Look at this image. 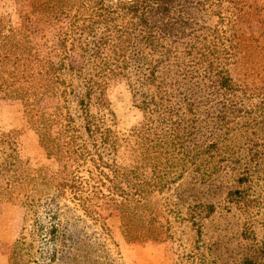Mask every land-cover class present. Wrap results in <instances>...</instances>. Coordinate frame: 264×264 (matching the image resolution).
I'll return each instance as SVG.
<instances>
[{
    "label": "trees",
    "instance_id": "1",
    "mask_svg": "<svg viewBox=\"0 0 264 264\" xmlns=\"http://www.w3.org/2000/svg\"><path fill=\"white\" fill-rule=\"evenodd\" d=\"M252 6L255 10L254 0H29L36 24L66 21L83 27L77 34L81 63L74 66L44 61L35 32L12 28L0 17V104L21 106L45 159L55 164L52 170L32 169L18 155L17 133H0V206L26 211L38 236L51 245L49 253L40 250L24 259L18 256V241L11 264L13 258L14 264L55 261L58 218L66 200L84 215L92 208L113 211L127 243L145 242L146 231L163 235L148 241L163 242L169 227L156 220L151 196L188 169L207 179L245 155L248 164L236 182L250 186L229 190V201L243 204L253 193L251 186L264 188V181L258 184L264 175V82L251 89L241 81L252 50H261L239 30ZM209 18L213 23H207ZM84 30L89 32L83 36ZM64 67L79 80L74 87L61 78ZM118 81L132 92L152 88L134 105L142 120L131 129L133 144L145 138L149 157L131 166L108 157L116 152L117 137L105 122L113 117L105 91ZM197 93L217 99L211 127L216 133L207 143L194 140L200 131ZM205 208L207 214L212 211Z\"/></svg>",
    "mask_w": 264,
    "mask_h": 264
},
{
    "label": "rangeland",
    "instance_id": "2",
    "mask_svg": "<svg viewBox=\"0 0 264 264\" xmlns=\"http://www.w3.org/2000/svg\"><path fill=\"white\" fill-rule=\"evenodd\" d=\"M254 4L256 9L252 10V6L251 15L244 16L239 25L243 38L254 39L261 46V50H252L251 63L247 66L249 70L241 79L251 89L254 85L264 84H259L264 82V60L260 62L264 59V0H254ZM0 17H4L12 28L34 31L44 61L65 66L81 63L77 34L83 27H70L66 21L36 24L29 0H0ZM213 21L209 18L207 23ZM86 30L83 36L89 32ZM244 51L249 50L246 47ZM60 74L69 88L79 82L66 67ZM62 90L59 87L57 92ZM151 90L150 86H143L134 87L132 92L124 82L118 81L105 91L113 113L112 121L105 122L117 137L116 152L108 157L114 158L118 164L131 166L141 163V158L146 160L149 157L145 138L135 139L133 144L131 129L142 120L140 110L134 105H137L141 94ZM194 95V98L198 97L196 125L200 126L194 140L207 143L216 133L211 127L215 125L217 99L207 94ZM67 106L74 114L75 103L70 96ZM90 111L96 114L95 108L91 107ZM191 115L185 114L184 117ZM8 131L17 133L18 155L32 169L47 171L55 168L54 162L45 159L19 104H0V133ZM133 155L137 159L133 160ZM247 164V156H241L236 163L207 179L201 178L198 171L188 169L175 184L153 194L152 201L158 208L156 220L162 224L166 221L169 227V237L163 242L148 241L163 235L146 231L145 242L127 243L122 235L120 218L113 211L92 208L91 215H84L70 201L62 202L55 239V261L51 264H188V257L193 264H246L250 260L264 264V188L251 186L253 193L246 194L243 204L231 203L227 195L229 190L250 186V183L239 185L236 182ZM144 170L149 176V169ZM259 179L258 184H262L264 175H259ZM205 206H211L212 211L207 214ZM190 216L193 217L191 221ZM29 219L30 216L21 208L10 204L0 206V264H11L12 248L18 241L22 243L18 256L24 255V259L37 256L40 250L49 253L50 243H46V237L38 236ZM16 259L13 258V264Z\"/></svg>",
    "mask_w": 264,
    "mask_h": 264
}]
</instances>
